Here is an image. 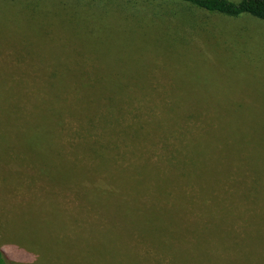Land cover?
Wrapping results in <instances>:
<instances>
[{"label":"rangeland","instance_id":"1","mask_svg":"<svg viewBox=\"0 0 264 264\" xmlns=\"http://www.w3.org/2000/svg\"><path fill=\"white\" fill-rule=\"evenodd\" d=\"M148 79L167 82L150 104L199 111L175 125L189 136L195 186L165 160L153 165L162 143L151 137L146 167L169 184L137 174L140 150L127 155L134 164L102 169L101 151L84 147L100 130L81 109L149 97ZM136 101L124 123L138 121ZM41 109L68 110L53 153L52 126L31 121ZM52 166L72 167L73 180L52 181ZM107 174L127 194L110 208L104 194L82 196ZM126 196L139 208L130 218ZM0 249L6 264H179L185 251L206 264H264V19L179 0H0Z\"/></svg>","mask_w":264,"mask_h":264},{"label":"trees","instance_id":"2","mask_svg":"<svg viewBox=\"0 0 264 264\" xmlns=\"http://www.w3.org/2000/svg\"><path fill=\"white\" fill-rule=\"evenodd\" d=\"M179 1L187 2L189 4L200 7L204 10L219 12L228 16H238L246 13L256 18L264 19V0H238V1L179 0ZM121 17H123V19H127L129 17V14H121ZM150 80L151 79H148L149 84L151 86H155L158 92L153 91L152 95L149 97L143 94H137L136 92L131 94L130 96L121 95L115 98L113 101V102L116 101L119 107L106 106L107 104L106 101L108 97H105L104 99H102V103L100 106L91 109H81V110H85L83 114V116L85 117L84 119L90 124H92L94 127L99 128L100 130L99 136L96 139V143L93 140L88 139V143H85L84 147L87 148V151L89 152H91L89 149L90 145L92 147L94 146L98 151H101L102 159L100 161L104 163L102 169H105L109 165V161L112 160L114 161L121 160V162L125 164H134L131 160L130 161L127 160V155H131L132 153H137V151L140 150L137 154L141 157H144L145 163L144 164L141 163L142 166L139 164L134 165L137 170L136 171L137 174H140L143 177H145V179H148L150 177V173L152 172L153 176L157 178V181H159L158 179L162 178L163 184L171 183L169 182V180L165 178V177H169V175L161 174L160 171L154 170L156 166H159L158 161L163 159L168 164V167L174 169L175 170L174 172L178 176L185 179L184 181L186 185L188 184L189 180L193 177L192 183L195 186L196 177H197V168L194 163L190 162L187 159L189 154L193 150L188 148L184 149L183 147L184 146L183 141L187 140L189 136H186L182 131H178L175 128V125L178 124L180 120L187 119L188 112H190L192 116L199 113V111L190 108L186 110H180V109L177 110V109L165 108V107H162V110H160L158 108V106H161L160 100H158V103L150 104L149 98L155 97V99H158L159 86L161 85L164 88L167 83V82L165 84L161 83L158 84L157 86L152 84ZM135 100H138L136 101L138 105L137 108L140 109V107H143L142 109L144 110L146 109V111H142L141 109L140 112L142 113L139 112V113H134L132 115L138 119L137 122L124 123L122 121L123 116H125L127 112H130V107H128L127 105L132 104L133 101ZM41 110L42 113L39 114V117L36 118V120L35 118H33V120L31 121H36L34 123H42L52 126V153H53V151L56 152L57 128L60 123L62 124L64 112L68 110H63V109H54V110L41 109ZM42 115L44 116V118L41 117ZM111 129L114 130L113 134H110ZM150 137L152 139L151 142L149 139ZM171 138H173V140ZM104 139H112V141H106ZM155 140L162 143V147H161L162 154H159L157 152L158 156L157 155L156 156L158 160L157 162L153 163V165L156 166L153 169L148 170L146 166L151 165L149 163L151 152L149 149H147L146 146L149 142L150 144H152L153 141L155 142ZM98 141H100V144H97ZM120 143H124L123 149H120ZM106 154H109L107 155L109 157H107ZM56 167L57 166H52L53 169L52 181L71 182V179L73 180V178L70 179V177H72L71 171L74 173L72 167L69 168L68 173L65 169L62 170ZM92 168H95L94 165L92 166ZM102 169L100 170V172H102ZM105 178L99 177L97 181L92 180L90 184H87L86 181V184L84 185L90 186L89 189L87 188L89 191L88 192L83 191L82 196L87 198L88 196L91 197L88 198V200L90 201V203H92L95 202L93 200H96L97 197H100L101 195L104 194L103 206L104 207L108 206L110 208L111 205L114 204L112 203L114 201L111 200H115V194L116 195L119 194L117 195V198H120L122 195H127L124 192L126 186L124 187L120 186L115 174H111V175L107 174ZM107 179H109L110 181ZM174 182L176 185H180V182L178 181H174ZM117 185L121 187L120 190L118 189ZM72 186L75 187L76 185L72 184ZM136 186L135 188H137ZM138 186H142V185H138ZM158 187L161 189L160 193L164 197L169 196V192L167 190L166 185H164V187L163 185H159ZM124 204L123 205L125 206V213H124L125 217L130 218L132 215V210L134 212V210L139 209V208L133 209L132 207H130L129 203L127 202V196ZM167 250L170 251L171 248ZM179 251L180 250H177V255ZM185 253L187 254V257L185 259H182V256L178 255V260L180 259L179 264H206L202 260L203 255L197 257L192 256L191 258L188 259L187 251H185ZM247 257L248 256H246V258ZM6 263L7 261L3 256L2 250L0 249V264H6Z\"/></svg>","mask_w":264,"mask_h":264}]
</instances>
